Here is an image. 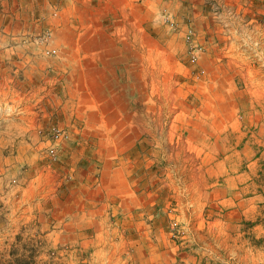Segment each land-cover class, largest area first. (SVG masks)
Wrapping results in <instances>:
<instances>
[{"label":"rangeland","instance_id":"obj_1","mask_svg":"<svg viewBox=\"0 0 264 264\" xmlns=\"http://www.w3.org/2000/svg\"><path fill=\"white\" fill-rule=\"evenodd\" d=\"M75 1L0 0V264H264V0Z\"/></svg>","mask_w":264,"mask_h":264},{"label":"crops","instance_id":"obj_2","mask_svg":"<svg viewBox=\"0 0 264 264\" xmlns=\"http://www.w3.org/2000/svg\"><path fill=\"white\" fill-rule=\"evenodd\" d=\"M76 3L80 2V5L72 3L71 5L74 8L77 6H82L86 11L89 10L93 14L92 17L89 16L86 27L89 31L87 41H86V50L84 51V56L90 58L94 61L101 60L102 62L108 61L107 54H112L111 52H118V47H109L106 45L108 41L105 39V31L103 29V24L107 18L112 19V23L116 22L118 28H125L124 26H135L137 11L147 12L152 8V1L149 0H76ZM96 12H95V11ZM107 12L121 13L120 15L116 14L113 18L110 15H106ZM128 15H127V14ZM133 13V20L130 18V14ZM96 16V17H95ZM123 22V25L121 24ZM69 24V19H68ZM102 25V26H101ZM68 27V25L66 26ZM90 29V30H89ZM95 29V30H94ZM103 33V35H102ZM113 40V38L109 39ZM84 41V40H83ZM82 41V43H83ZM96 47H92L93 45ZM91 45V50H87ZM113 45V43H112ZM106 56V59H105ZM97 69H100L98 64Z\"/></svg>","mask_w":264,"mask_h":264}]
</instances>
